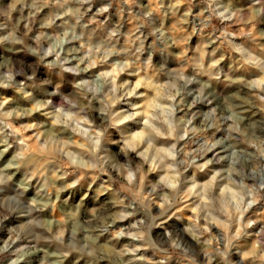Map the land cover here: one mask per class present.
Instances as JSON below:
<instances>
[{"label":"clouds","instance_id":"obj_1","mask_svg":"<svg viewBox=\"0 0 264 264\" xmlns=\"http://www.w3.org/2000/svg\"><path fill=\"white\" fill-rule=\"evenodd\" d=\"M0 264H264V0H0Z\"/></svg>","mask_w":264,"mask_h":264}]
</instances>
